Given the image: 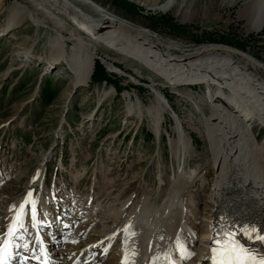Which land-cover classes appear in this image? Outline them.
Listing matches in <instances>:
<instances>
[{"label": "bare ground", "instance_id": "6f19581e", "mask_svg": "<svg viewBox=\"0 0 264 264\" xmlns=\"http://www.w3.org/2000/svg\"><path fill=\"white\" fill-rule=\"evenodd\" d=\"M185 3V0H164L157 7L162 11L175 8L176 13L181 12L180 21L186 22L194 11H189L192 2ZM94 4L95 0H12L6 29H20L28 21L35 32L46 33L43 36L48 48L45 64H66L74 88L89 84L97 57L108 70L122 75L124 71L117 64L128 63L130 58L135 61L133 71L137 77H141L140 64L149 69L152 76L162 79L163 84L158 85L161 87L177 89L179 85L204 83L211 114L203 116L202 129L189 128L201 132L199 135L207 142L214 176L211 191L202 199L192 190L194 181L202 177L188 170L185 154L190 143L185 126L174 112L171 114L175 117L177 139L170 148L174 156L178 151L183 153L160 201L157 195L145 194L136 201L129 197L101 217L103 220L113 218L110 224L95 229L93 225L103 211L100 203L93 202L95 190L89 203L78 208V214L71 219L65 210L54 212L49 208V204L55 203V185L51 191H46L44 186L32 196L38 208L35 224L31 207L25 209L23 228L12 237L20 240L22 246L26 243L31 248L37 236L34 226L41 229L50 224L57 243L58 231L71 232L69 243L63 249L51 248L49 259L53 264H98L100 261L102 264H169V261L171 264H212L213 240L228 227L241 244L264 255V241L249 239L242 232V229L255 228L257 235H264V141L258 142L252 130L254 122L264 127V67L245 53L228 47L182 46L162 39L142 26L111 16L103 5ZM244 10L248 15V32L264 28V0H245ZM69 22L75 29L68 26ZM34 40L26 51L29 58ZM101 46L123 57L100 52ZM137 77L134 79L139 80ZM148 78L149 86H157L153 77ZM103 94L109 95L110 91L104 89ZM123 96L126 116H145L151 129L159 133L163 110H168L170 105L165 92L158 88L148 103L137 95L133 98L129 92ZM46 167L40 163L24 194L12 200L6 210L7 225L12 221L15 208L25 200L33 183L41 179ZM159 177L162 178L161 173ZM33 179L36 180L32 183ZM201 203L209 205L206 216L207 209H199ZM55 205L64 206L63 202ZM89 221H92L91 227L82 230L81 223ZM45 234L39 236L47 239L49 245L53 244L52 235L47 231ZM176 237L187 239L179 243ZM79 244L84 246L74 251V246ZM189 244L195 249L189 248ZM69 246L72 250H68ZM98 250L101 257L96 256Z\"/></svg>", "mask_w": 264, "mask_h": 264}, {"label": "rangeland", "instance_id": "374dc122", "mask_svg": "<svg viewBox=\"0 0 264 264\" xmlns=\"http://www.w3.org/2000/svg\"><path fill=\"white\" fill-rule=\"evenodd\" d=\"M126 1L129 5H117L113 0H95V4L103 5L111 16L142 26L162 39L182 46L228 47L245 53L264 67V28L247 31L245 0H185V4L192 2L190 13L194 11L186 22L180 21L181 12L176 13L175 8L168 11L158 9L157 4L164 0ZM11 2L0 0V228L4 224L7 208L24 194L31 174L43 162L50 169L51 180L59 182L56 186L59 199L64 201L71 214L75 212L71 206L86 201L95 190L93 202L96 199L95 203H100L103 210L93 225L95 229L102 224H110L113 218L103 220L101 217L112 207L118 208L129 197L136 201L145 194L157 195L160 201L170 178L178 169L179 157L183 153L178 151L174 156L170 148L177 139L175 117L171 114L174 112L185 126L190 143L189 151L185 154L188 170L202 177L194 181L192 190L199 198L206 199L214 177L210 169V153L206 150L204 136L199 135L201 132L189 128L202 129L203 116L211 114L205 96L206 85H179L177 89L161 87L158 85L163 84L162 79L152 76L153 73L140 64L141 77H137L138 74L133 71L135 61L130 58L127 59L128 63L117 64L124 71L122 75L108 70L101 58L97 57L95 61L98 60L112 72L116 80H121L123 89L118 92L113 83L94 84L92 79L88 85L74 88L71 85L72 74L63 62L46 71L48 48L43 38L46 33L42 30L35 32L28 21L20 29H6ZM153 16L157 19L152 20ZM68 26L75 29L72 22ZM179 26L185 27L184 30ZM222 35L241 42L244 48L222 41H210ZM33 39L34 46L29 58L26 51ZM102 51L115 58L123 57L104 46H101ZM149 76L155 79L156 89L149 86ZM46 86L49 99L41 94V89ZM158 88L165 92L170 105L168 110H163L162 125L159 133H156L145 116H126L123 93L129 92L133 98L137 95L148 103ZM104 89H108L110 94H103ZM252 125L256 140L264 141V127L255 122ZM61 149L66 164L57 161L56 156ZM52 153L55 159L48 162ZM53 182L46 188L51 189L55 185ZM89 200L90 197L88 203ZM202 203L198 208H206V216L209 205ZM91 224V221L83 222L80 228L88 229ZM175 239L185 243L187 238ZM71 246L68 250H72ZM83 246L75 245L74 251ZM188 247L195 249L192 244ZM195 255L192 256L194 261ZM98 264H102V261Z\"/></svg>", "mask_w": 264, "mask_h": 264}, {"label": "snow or ice", "instance_id": "6c2138e0", "mask_svg": "<svg viewBox=\"0 0 264 264\" xmlns=\"http://www.w3.org/2000/svg\"><path fill=\"white\" fill-rule=\"evenodd\" d=\"M25 205L31 206V219L33 223L36 222V208L35 201L32 200V193L26 194L25 200L21 202L18 208H15L11 223L8 226L6 237L16 235L18 229L23 228V216ZM127 231V229H125ZM243 234L247 235L249 239H258L264 241V235H257L255 228L242 229ZM10 239H5L3 245L0 246V261L7 258L9 252ZM26 247V245H25ZM213 264H264V258H257L251 255L245 248H243L230 233L226 234L225 240L218 248L212 249ZM171 264V261H169Z\"/></svg>", "mask_w": 264, "mask_h": 264}, {"label": "trees", "instance_id": "16d2710c", "mask_svg": "<svg viewBox=\"0 0 264 264\" xmlns=\"http://www.w3.org/2000/svg\"><path fill=\"white\" fill-rule=\"evenodd\" d=\"M113 1L115 3H117V5H124V6H125V4L129 5V3L126 0H113ZM151 19L155 20V19H157V17L153 16ZM172 26L174 28L178 27V26H175V25H172ZM179 28H182V30H184L185 27L179 26ZM210 41H222V42H225V43H228V44H231V45H235L236 47H239V48H242V49L244 48L243 44L241 42L230 40L224 35H222V37H220L219 39H211ZM114 76L115 75L112 72L108 71L104 67V65L102 63H99L98 60L95 61L93 73H92V76H91L92 82H94V84L102 83V82L113 83L115 88H116V90L118 92H120L123 89V85L120 83L121 80H116ZM47 89H48L47 86L43 87L41 89V94L43 95L44 98L49 99L50 94L47 91Z\"/></svg>", "mask_w": 264, "mask_h": 264}]
</instances>
